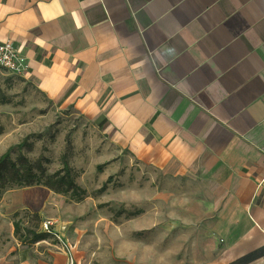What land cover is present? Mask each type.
I'll list each match as a JSON object with an SVG mask.
<instances>
[{"label":"crops","instance_id":"crops-1","mask_svg":"<svg viewBox=\"0 0 264 264\" xmlns=\"http://www.w3.org/2000/svg\"><path fill=\"white\" fill-rule=\"evenodd\" d=\"M7 40L118 154L214 194L194 264L264 250V0H0Z\"/></svg>","mask_w":264,"mask_h":264},{"label":"rangeland","instance_id":"rangeland-1","mask_svg":"<svg viewBox=\"0 0 264 264\" xmlns=\"http://www.w3.org/2000/svg\"><path fill=\"white\" fill-rule=\"evenodd\" d=\"M6 153L9 173L10 161L20 169L30 163L34 173L40 164L48 175L63 171L67 160L85 193L6 175L1 264H194L193 241H220L211 226L213 193L118 154L72 106L60 107L28 78L0 68V159ZM15 222L24 228L23 240L14 234ZM32 231L46 236L31 242Z\"/></svg>","mask_w":264,"mask_h":264},{"label":"trees","instance_id":"trees-1","mask_svg":"<svg viewBox=\"0 0 264 264\" xmlns=\"http://www.w3.org/2000/svg\"><path fill=\"white\" fill-rule=\"evenodd\" d=\"M9 153H6L2 159H0V184H5L6 175L10 176L14 175L16 176V181L20 184H26L30 185L33 183H40L43 182L45 185L49 186L51 189L58 191V192H74L75 195L81 196V194L85 193V190L82 189L81 186H79L76 183L75 177L72 174L71 167L67 160L64 161V169L63 171H56L54 173L45 174V169L42 165H38L39 172L34 173L33 172V166L28 164H23L22 169L19 168L16 162L10 161L11 164L8 166L7 170L10 169V173L4 170L3 164L8 159ZM14 180V179H11ZM23 227L19 222H15L14 224V234L18 237V239H22L23 235ZM31 242H36L41 239H44L46 236V232H38V231H32L31 232ZM23 240V239H22ZM264 253V250H258L254 251L241 259H239L235 264H245L247 262H250L251 260H254L255 258H258Z\"/></svg>","mask_w":264,"mask_h":264},{"label":"built area","instance_id":"built-area-1","mask_svg":"<svg viewBox=\"0 0 264 264\" xmlns=\"http://www.w3.org/2000/svg\"><path fill=\"white\" fill-rule=\"evenodd\" d=\"M0 68L9 74L22 76L29 70V63L18 47L7 40L0 42ZM46 227L48 228V224Z\"/></svg>","mask_w":264,"mask_h":264}]
</instances>
